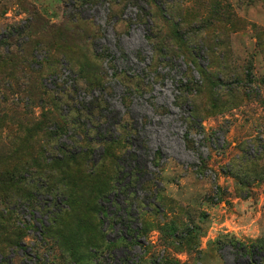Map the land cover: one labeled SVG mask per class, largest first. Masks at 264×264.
I'll return each instance as SVG.
<instances>
[{"label":"rangeland","instance_id":"1","mask_svg":"<svg viewBox=\"0 0 264 264\" xmlns=\"http://www.w3.org/2000/svg\"><path fill=\"white\" fill-rule=\"evenodd\" d=\"M28 29L76 128L11 162L0 129V264H264V0H0V42Z\"/></svg>","mask_w":264,"mask_h":264},{"label":"trees","instance_id":"2","mask_svg":"<svg viewBox=\"0 0 264 264\" xmlns=\"http://www.w3.org/2000/svg\"><path fill=\"white\" fill-rule=\"evenodd\" d=\"M155 8L158 10V7ZM46 27L45 23H41L36 36L39 33H43L42 31ZM31 32L32 30L29 29L26 31L25 34L29 41L26 44H22L21 48L15 46L16 49H12V45L8 39L0 42V129L5 124L15 126V134L6 143L8 147L14 149L9 162L22 152L23 144H29L34 136L41 138L43 143H46L47 141L56 140L66 128L71 127L73 130L76 128L74 122L68 121L66 116L60 115L57 108L58 104L67 101L65 90L58 88V85L53 90L48 89L43 84V81L48 77L59 74L58 67L61 57L68 60V63L72 62L73 59L68 52H61V56L58 53L52 55L56 51V44L45 43L41 39L32 40L35 37L32 38L31 35L35 33ZM67 34L71 38L73 31L71 29L67 30ZM71 42L66 38L60 43L71 44ZM39 45L45 50V55L41 61H36L35 57L29 53L26 47L30 46V49H36ZM77 61L78 73H76V77L78 79L76 82L82 81L88 87L94 83L100 84V81H93L96 67L83 56L81 60ZM33 65H36L37 68H33ZM121 81L132 84L135 90L143 87L141 80L137 78L130 79L123 77ZM24 101L25 104L21 106ZM31 108H39L41 110L39 119H33ZM73 144L79 145L80 142H74ZM61 146H64L65 150H59V147L56 152H65H63L64 157L61 160L62 162L64 160L65 163H73L76 159L81 160L79 155L73 156L69 154L68 150L71 148L70 146L62 144ZM53 160H51V163ZM4 163H7V161L0 164ZM22 165V159L18 158L11 172L4 174L6 182H10L11 180L13 183L21 180L22 176L18 173Z\"/></svg>","mask_w":264,"mask_h":264}]
</instances>
